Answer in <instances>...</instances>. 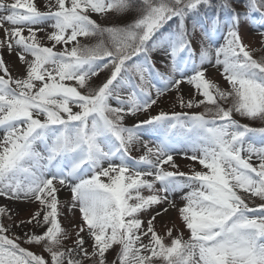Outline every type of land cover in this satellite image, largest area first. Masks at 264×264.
Wrapping results in <instances>:
<instances>
[{"label": "snow or ice", "instance_id": "snow-or-ice-1", "mask_svg": "<svg viewBox=\"0 0 264 264\" xmlns=\"http://www.w3.org/2000/svg\"><path fill=\"white\" fill-rule=\"evenodd\" d=\"M42 7L0 0V197L37 205L19 223L0 206V264H109L110 252V264H264V47L256 58L242 37L247 28L264 46V0ZM93 14L131 21L105 26ZM5 51L22 75L11 74ZM170 92L180 111L151 114ZM177 155L203 170L180 171ZM65 210L79 214L71 229ZM171 210L187 240L157 232ZM21 225L42 231L9 234Z\"/></svg>", "mask_w": 264, "mask_h": 264}, {"label": "rangeland", "instance_id": "rangeland-1", "mask_svg": "<svg viewBox=\"0 0 264 264\" xmlns=\"http://www.w3.org/2000/svg\"><path fill=\"white\" fill-rule=\"evenodd\" d=\"M37 3L41 6V9L43 10V3L44 0H37ZM92 19L96 20L98 23H102L105 26H111L112 24L115 25H123L125 23H128L131 21L130 16L125 14L124 18H121L119 16H115L110 20H103L101 17L93 14L92 15ZM49 31H51V29H49ZM44 37V33L43 36L39 37L41 38V43L45 46H50L49 42H47L45 39H43ZM242 37L243 40L246 44L249 45L250 49L256 50L254 51V56H256V58H259L261 52L259 51L262 47L260 44V40L261 37L256 35L255 33H253L252 31H250L249 29L245 28L242 30ZM82 42H87L84 40V38H81ZM217 41L219 43H222L223 41L217 37ZM56 50H60L59 46ZM3 56L4 59L6 61V63L9 66V69L11 71V74L15 77V76H19L23 74V67L18 63V61L16 60L15 55L9 56L7 55L6 51L3 52ZM153 60L156 61V66L157 68H161V65L158 61V57L156 56V54H153ZM208 77L210 79H212L213 81L217 82L221 88L227 89L228 85L227 83L222 79V77L219 75L218 72H216L214 69H209L208 72ZM106 73L105 72H101L97 77L93 78V82L96 84H99L100 82H102L105 79ZM155 83L157 84V86H162V82L159 81V79H157L155 81ZM182 88L185 90L184 91V97L185 100L189 99L188 93H187V85H183ZM154 91V90H153ZM199 97H197L198 99ZM176 103L175 100V93H167L166 95L160 97L159 102L156 106L153 107V109H150L151 114L155 115L157 113H159L160 111H180V109L178 107L174 108L173 105ZM75 110V109H74ZM187 111V109H185ZM201 109H193V111H200ZM147 114L141 113L138 115V117H130L127 118L125 120V124L126 126H131L132 122L135 121L137 119H144L145 116ZM237 119H240L239 117H237ZM241 123H249L246 120H241ZM252 126L256 127V126H260L258 123L257 124H253ZM3 136V132L0 131V138H2ZM145 139H154V138H149L146 137ZM151 146V144H150ZM142 154V150H138L137 148H134L131 152V155L133 157L138 158L140 155ZM189 155H191V153H189ZM175 161L177 164H179L180 171H183L185 173H189L191 174V171L194 169L196 171H201L202 166L197 162V161H190L187 159H182L181 156L177 155L175 156ZM167 167V166H165ZM171 170V169H170ZM187 191V190H185ZM145 195H147V192L144 193ZM59 199L61 201H67L69 199L70 194L67 191H62L59 194ZM177 202L178 203H182L180 201V197L179 195H177L176 197ZM6 205L8 207V209L11 210V213L14 217V221L16 223H19L21 220H27L28 218L31 217V215L33 214V212L36 210L37 205L32 204V203H24V202H20V201H9L4 199L3 197H0V206H4ZM78 218H79V214L77 213L76 217H73L70 213H68L65 210L64 215L61 216V223L62 226L65 229H71L72 225L78 222ZM156 224V230L160 235H164L167 231L168 228H173V236H179L181 234V232L183 233V239L187 240L189 238V232L184 228L183 224L181 223V221L179 220L176 211L171 210L169 213L165 214L163 216V218L158 217L157 221L155 222ZM175 226V227H173ZM32 231H36V232H40L42 231V229H32L31 226H25V225H21L20 227H13L11 229V232L9 233L10 235L12 233H14L17 236H23V234L25 232H32ZM145 242H147V238H145ZM90 244L91 242H88V246H89V251L91 250L90 248ZM22 247L28 248V250L33 251L34 253L38 254V255H43L45 258H48V254L44 253L41 251L39 246H35V245H26V244H21ZM114 253H109L108 254V260H109V264L111 262V260L113 259Z\"/></svg>", "mask_w": 264, "mask_h": 264}, {"label": "bare ground", "instance_id": "bare-ground-1", "mask_svg": "<svg viewBox=\"0 0 264 264\" xmlns=\"http://www.w3.org/2000/svg\"><path fill=\"white\" fill-rule=\"evenodd\" d=\"M3 36H4V33H3L2 30H0V39H2ZM41 36H43V32H39V33H38V37H41ZM133 123H135V121H133L132 124H133Z\"/></svg>", "mask_w": 264, "mask_h": 264}, {"label": "trees", "instance_id": "trees-1", "mask_svg": "<svg viewBox=\"0 0 264 264\" xmlns=\"http://www.w3.org/2000/svg\"><path fill=\"white\" fill-rule=\"evenodd\" d=\"M130 19H131V16H130Z\"/></svg>", "mask_w": 264, "mask_h": 264}]
</instances>
